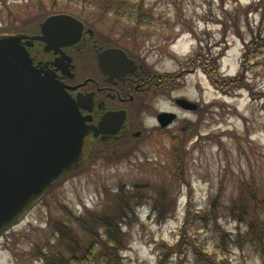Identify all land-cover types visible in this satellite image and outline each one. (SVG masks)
<instances>
[{"label": "rangeland", "instance_id": "374dc122", "mask_svg": "<svg viewBox=\"0 0 264 264\" xmlns=\"http://www.w3.org/2000/svg\"><path fill=\"white\" fill-rule=\"evenodd\" d=\"M98 1L6 0L5 5L0 3V32L45 13H69L110 42L145 59L154 74L173 75L190 69V59L204 51L205 65L215 62L218 76L242 75L248 86L222 93L201 67L180 77L171 94L198 102L201 115L180 110L171 131L153 126V111L145 115L140 138L110 145L108 160L98 157L54 184L13 227L1 233L0 264H43L35 259V244L65 255H82L90 235L77 223H70L60 205L85 219L89 212L125 214V220H120L124 247L117 250V260L156 264L160 248L180 240L189 203L205 214L215 196L218 221L214 225L211 220H200L197 237L208 252L216 250L220 255L221 230L238 233L246 229L244 223L233 220L240 213L239 200L249 213L264 219V52L251 61L243 57L245 44L254 36L264 43V0H110L116 4L112 10ZM21 30L31 33L34 26ZM153 102V110L171 106L165 95ZM187 121L199 132L175 144L177 155H184L189 180L185 185L171 172L175 142L171 133ZM124 145L126 149L121 147ZM250 185L258 203L249 198ZM157 205L163 206L161 214ZM58 222L69 226L74 246L60 230L53 232ZM96 229L103 232L100 226ZM228 249L231 264H263L252 247Z\"/></svg>", "mask_w": 264, "mask_h": 264}, {"label": "water", "instance_id": "95a60500", "mask_svg": "<svg viewBox=\"0 0 264 264\" xmlns=\"http://www.w3.org/2000/svg\"><path fill=\"white\" fill-rule=\"evenodd\" d=\"M82 31L79 18L60 12L39 20L34 32L0 33V235L97 151L87 152L84 147L85 137L96 136L99 131L81 113L80 95L75 98L55 72L35 65L30 55L35 42L44 44V52L57 53L58 48L78 42ZM105 52L127 59L119 48H107ZM176 104L186 110L197 108L196 102L185 97H178ZM119 113H107L100 128L105 118L112 121L119 118ZM174 118L173 112L157 114L162 126ZM124 119L122 111L120 122ZM119 129L117 123L107 133L113 135Z\"/></svg>", "mask_w": 264, "mask_h": 264}, {"label": "flooded vegetation", "instance_id": "af4514ba", "mask_svg": "<svg viewBox=\"0 0 264 264\" xmlns=\"http://www.w3.org/2000/svg\"><path fill=\"white\" fill-rule=\"evenodd\" d=\"M80 20L83 23V31L78 42L58 48L57 53H54V50L44 52V44L35 42L30 48V55L35 65L39 63L41 69L55 72L75 98L77 94L80 95L78 107L81 113L87 117L86 122L99 131L96 136L90 134L85 137L84 147L87 152H93L95 148L98 151L99 143L110 146L140 138L145 128L144 116L149 115L151 111H153L150 115L153 126L159 131H171L180 117L178 113L180 110L184 111L183 113L201 115L203 110L200 109L198 102L194 101L197 103L196 109L186 110L176 104L178 97L185 96H173L171 93L178 84L179 78L197 67H201L205 75L204 51L190 59L192 65L190 69L181 70L173 75L159 76L148 69L145 59L110 42L109 38L99 34L93 26ZM89 29L91 31H87ZM107 48L123 50L127 59L118 53H106ZM160 95H165L167 100L171 101V106L170 108L157 106L153 110V99ZM114 111L120 112L119 118L116 117L112 121H109V117L105 118L101 129L100 121L107 113ZM122 111L125 112V119L121 123ZM161 111L175 114L173 121L166 126H162L157 119V114ZM117 123L120 124L118 132L113 135L108 134L107 132ZM183 123L176 126L178 130H172L173 139L184 140L198 135L199 130L193 128L190 121ZM137 131L140 132L139 135H135Z\"/></svg>", "mask_w": 264, "mask_h": 264}, {"label": "trees", "instance_id": "16d2710c", "mask_svg": "<svg viewBox=\"0 0 264 264\" xmlns=\"http://www.w3.org/2000/svg\"><path fill=\"white\" fill-rule=\"evenodd\" d=\"M0 3L5 5L6 0H0ZM99 3L101 4V6L107 8L108 10L116 8V4L113 5L110 0H100ZM137 11L139 12L140 10H136V12ZM47 14L49 13H45L41 16L32 18L19 27H11L1 30L0 33L15 32L25 27L34 26L42 17ZM257 37L258 36H254L247 44H245L243 54L244 60L251 61L264 52V43L260 42L261 38ZM205 61H207V58H205ZM210 61L211 63L205 65V71L210 81L214 84L216 89L220 90V92L228 94L231 93V90L248 86V84H246L243 79H241L242 75H236L234 77L228 78L218 76L217 68L219 69V66L212 60ZM252 67L253 65L251 63L249 69ZM173 140L175 142L173 143L172 147L171 163L173 166L171 172L173 176L179 178V181H182L181 184L187 185L189 184V180H187V177L185 175L186 169L185 165H183L184 155H181V157H179L177 155L178 152L175 148V144L178 142H181L182 144L183 140ZM125 146L127 145L121 147L126 149ZM116 147L121 148L118 146ZM127 151L128 149L125 150V153ZM110 154L111 153L109 146L105 144L100 147L98 151L94 152V154L89 158L86 164H84V166H82L80 169L85 168L88 162L94 161L98 157H102L103 159L108 160V158H110L111 156ZM73 173H71L70 175H72ZM247 193L250 195L249 198L251 199L252 203H258L252 185L247 187ZM217 199L218 196H215L210 209L205 214H202V211L200 209H195L193 205L189 203L187 216L180 230V240L175 245L164 244L160 248L161 251H159V253L157 254L156 264H231L228 258V252L230 250L228 249L229 246H235L237 248H243L244 246L252 247L258 252V256L264 264V219H259L256 213H249L247 208L243 207V203L241 200H239L238 202V209L240 210V213H238V216H233V220H236L239 223H244L246 225L245 231L232 233L230 231H227L226 229L221 230L220 234L218 235L221 247V253H219L220 255H218L216 250L208 252L204 244L199 242L197 232L201 228L199 225L200 220H202L203 223L211 220L214 225L218 221V217L216 215V204L218 202ZM156 208L157 210H160L159 214H161V209L163 208V206L157 205ZM60 210L70 218V223H77L84 231H86L90 235V241L88 245L84 247L82 255L80 256H75L73 253L65 255L61 252L50 251V247H41L38 244H35L33 250L36 251V254L34 253L36 260H38L39 262L42 261L43 264H95V261L105 264L107 259H111V261L107 262L106 264H122L117 260L116 252L117 250H121L124 247L122 244V238H120V235L122 234L120 220H125V214L122 216L120 214H116L115 211L111 213H108L106 211L98 213L89 212L88 219H85L79 215L73 214L64 205H60ZM163 217L165 216L163 215ZM57 224L59 227L57 226V228H53V232L60 230L62 236L68 237L70 243L76 244L75 239L72 237V232L69 231V226L64 225L62 222H58ZM99 226L103 229L102 233H99L96 229V227ZM189 232H192L194 234H188ZM101 236H103V238ZM97 247L100 248L96 250ZM186 247L189 250L192 249V258L188 257V249Z\"/></svg>", "mask_w": 264, "mask_h": 264}]
</instances>
